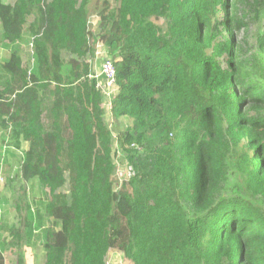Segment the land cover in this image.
Segmentation results:
<instances>
[{
	"label": "trees",
	"instance_id": "1",
	"mask_svg": "<svg viewBox=\"0 0 264 264\" xmlns=\"http://www.w3.org/2000/svg\"><path fill=\"white\" fill-rule=\"evenodd\" d=\"M117 2L103 18L91 0H0V157L23 138L15 177L49 192L24 240L43 264H107L111 250L132 264H264V84L245 74L263 69L264 0ZM32 9L25 67L17 44ZM96 51L117 71L110 97L86 76ZM108 114L132 124L113 135ZM117 148L136 174L115 199Z\"/></svg>",
	"mask_w": 264,
	"mask_h": 264
},
{
	"label": "rangeland",
	"instance_id": "2",
	"mask_svg": "<svg viewBox=\"0 0 264 264\" xmlns=\"http://www.w3.org/2000/svg\"><path fill=\"white\" fill-rule=\"evenodd\" d=\"M17 0H4L6 4L13 5ZM104 1H107L113 7L117 6V0H91V14L97 10L98 17L102 15L105 17L107 9L103 6ZM38 12L36 9H32L30 15L27 17V25L25 27V34L22 37L21 42L17 44L18 51L22 57L25 67H29L32 62V55L35 53V47L33 44V34L30 29H33L32 25L37 16ZM92 18V15H91ZM90 18V19H91ZM101 19V18H100ZM99 20L97 23L93 24V31L95 34L99 35ZM256 25L259 27V31L263 30L264 26V11L259 10L256 17ZM1 31V23H0ZM256 59L257 63L260 64L263 69H258L257 65H248L245 68V74L253 82H261L264 84V52L262 49L256 45ZM65 58L68 57L64 54ZM9 57V53L0 49V63ZM104 56L101 51H96L93 56L89 55L88 61L93 65L92 74L100 75V68ZM34 79L33 77H31ZM98 79H101L100 77ZM106 121L109 124L113 135H118L120 132L127 130L131 124L132 120L129 117L123 116L121 118H114L111 114L106 116ZM45 129L47 132L50 131V124H45ZM7 146L3 148V153L0 157V167H3L2 173L0 175V234L2 239L0 240L1 247L7 252L6 254V264H37L38 260L43 257L44 253L41 248L32 250L31 246L34 242H27L25 234L28 232L29 228L26 226L27 216L29 210L35 209V202L37 198L44 197L45 194H49L48 190L43 189L39 185V181L35 178L34 182H28L24 179H18L15 177L19 173L23 160V153L28 151L29 143L23 138H21L22 148L17 150L14 146V141L8 138ZM131 148L137 147L136 145H131ZM91 151L93 154L100 153L98 133H94L91 138ZM139 154L143 153L144 150L137 149ZM53 155V146L51 145L48 150V158ZM117 162L120 165V170L117 173V189L116 195L122 194V181L123 179L133 178L134 176H129V169L133 166L130 165L126 171L122 170L123 163L126 160L125 153L119 148L116 149ZM12 168V172L8 170ZM135 172V170L133 169ZM136 174V173H135ZM234 182L237 181L235 177L232 178ZM67 183L60 189L59 193L64 196H68L70 189L68 184V176H66ZM123 195V194H122ZM36 198V199H35ZM53 222H49L52 226ZM30 245V247H29ZM117 257L114 254L107 256V264H132L123 253H117Z\"/></svg>",
	"mask_w": 264,
	"mask_h": 264
},
{
	"label": "built area",
	"instance_id": "3",
	"mask_svg": "<svg viewBox=\"0 0 264 264\" xmlns=\"http://www.w3.org/2000/svg\"><path fill=\"white\" fill-rule=\"evenodd\" d=\"M86 76L96 79L100 77L101 79H98L100 81L99 88L110 97L111 90L115 86L117 80V71L111 58H105L102 61L100 75H93L91 71H88ZM128 175H135L132 168L129 169Z\"/></svg>",
	"mask_w": 264,
	"mask_h": 264
},
{
	"label": "crops",
	"instance_id": "4",
	"mask_svg": "<svg viewBox=\"0 0 264 264\" xmlns=\"http://www.w3.org/2000/svg\"><path fill=\"white\" fill-rule=\"evenodd\" d=\"M97 76H98V75H97ZM39 245H40V244H33V245L31 246L32 250L37 249V254H38V248H40ZM29 247H30V245H29ZM117 253H121V252L116 251V250H111V251L109 252L108 256H110L111 254H114V256L118 258ZM6 254H7V252H4V257H5V258H6ZM43 263H44V258L41 257V258L38 260L37 264H43Z\"/></svg>",
	"mask_w": 264,
	"mask_h": 264
}]
</instances>
